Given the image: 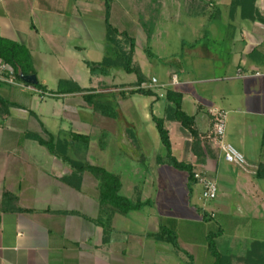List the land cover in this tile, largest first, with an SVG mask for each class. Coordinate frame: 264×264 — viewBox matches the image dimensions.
Returning <instances> with one entry per match:
<instances>
[{"label": "crops", "instance_id": "1", "mask_svg": "<svg viewBox=\"0 0 264 264\" xmlns=\"http://www.w3.org/2000/svg\"><path fill=\"white\" fill-rule=\"evenodd\" d=\"M124 1L112 2L110 19L115 13L118 18L128 13L121 4ZM131 12L137 15L131 17V27L139 28L138 24L150 22L159 23L155 28H167L175 21L181 29L193 30L192 36L179 37L181 51L176 55H185L186 63L195 73L191 74L176 57V71L170 69L161 82L156 78L159 90L150 85L155 77L148 86L161 98L166 89L183 93L184 111L195 116L200 133L198 152L194 149L191 132L179 121L166 120L172 154L176 158L193 164L195 173L215 181L231 173L240 189L256 188L259 214L256 215V239L249 233L237 231L245 242L237 241L229 250H218L230 257L232 264H251L246 256L255 240L257 264L263 263L264 0H131ZM89 15L105 19V0H0V37L30 50L36 71L31 74H36L37 78L41 64L54 68L53 63L57 61L61 62L58 67L67 76L63 79H72L83 87L79 82L82 65L87 69L86 60L94 61L83 55L87 48L82 45V37L86 36L82 32L88 30ZM45 46L62 55L54 57ZM161 50L170 51L166 46ZM45 86L48 89V85ZM35 89L24 81L20 85L0 83V99L8 105L6 108L0 102V264H144L145 258L131 255V249L144 253V245L137 239L156 231L118 227L115 224L118 214H115L114 230L106 235L94 222L99 216L97 180L85 172L81 191L66 184L62 177L69 174L71 168L30 137L33 132L41 135L29 129L30 118L39 117L29 94ZM59 94L65 93L54 95ZM153 98L151 116L157 109L156 97ZM41 99L43 102L45 97L42 95ZM65 105L71 109V104ZM164 105L162 117H165L166 99ZM135 107L131 105L136 110ZM220 111H224L226 117L225 142L244 155V165L226 161L216 140L215 120ZM140 140L135 143L131 139V149L146 151L149 145ZM162 154L166 153L161 151L155 155L156 162L157 158L164 157ZM91 179L95 181V188L90 187ZM196 183L200 184L199 180ZM6 192L14 196L7 197ZM69 197L76 202L72 203ZM19 208L32 211L23 212ZM205 213L216 215L207 210ZM120 232L128 237H121ZM133 241L140 243V247L131 248ZM184 244L185 247H180L187 254L185 263L198 264L201 255L205 256L209 249L207 240L202 245ZM187 244L192 245V249ZM167 251L165 249L164 253ZM161 260L168 261L166 257Z\"/></svg>", "mask_w": 264, "mask_h": 264}, {"label": "rangeland", "instance_id": "2", "mask_svg": "<svg viewBox=\"0 0 264 264\" xmlns=\"http://www.w3.org/2000/svg\"><path fill=\"white\" fill-rule=\"evenodd\" d=\"M126 1L121 4L128 10V13L124 18H118L115 13L110 23L120 31L128 32L135 39L134 64L140 66L146 78L147 83L144 88L159 90L157 83L152 84V88L147 86L152 77L161 82L165 80V75L170 69L176 71L178 68L176 57L182 60L186 69L192 71V66L186 63L185 55L180 57L176 53L181 51L179 37L192 36L193 30L191 28L181 29L175 21H172L171 26L167 28H155L159 23L150 22L138 24L139 28L131 27V17L137 15L136 12H131V0ZM172 15L178 16L179 14L172 13ZM87 23L88 30L82 32V34L86 33V36L82 37V45L87 48L83 55L94 61H102L109 50L106 40L107 23L102 17L90 15ZM162 46H166L170 51L163 52ZM48 48L45 46V49ZM48 53L58 58L62 55L52 48L48 49ZM59 64L61 62L53 63L54 68L46 63L41 64V68L37 70L38 80L43 87H38L29 94L33 97L34 108L39 117L30 118L32 126H29V129L39 131L46 140L53 139L56 143L57 140L69 138L70 131L90 135L88 146L82 140H77L65 150V153L74 160L99 165L118 174L122 181L121 193L123 195L133 200L142 197L154 202L152 206H146L141 212L133 211L132 215L130 212L128 216L118 214L115 219L118 227L130 230L131 228L147 229L149 233L150 231L158 232L161 221L166 220L165 225L170 229L175 228L179 234V243L183 246L186 242L202 245L206 243L207 236L215 233L217 248L223 251L231 249L237 241L245 242V238H239L237 231L243 234L248 233L245 222L248 218L256 219V215H259L256 209L258 199L255 187L248 190L240 189L235 181V175L226 173L222 176L223 180L218 178L216 181L218 187L216 197L202 198L201 185L191 183L186 171L156 162L155 155L161 151L166 153V151L161 144L159 131L151 116V108L153 109L155 101L153 96L141 93L131 94V89L135 88L134 84L137 81L135 73H128L123 69H112L108 76H93L90 69H85V65H82L80 84L91 89V93L98 94L103 101H110L116 105L119 117L112 118L94 110L88 103L86 104L83 98L84 93L54 95L56 92L59 93V80L67 78L58 67ZM193 73L195 71L191 72ZM46 84L48 89L45 88ZM42 95L45 97L43 102ZM155 97L157 109L154 113L162 117L165 99L162 97L157 100L158 97ZM65 103L71 104V109L67 108ZM132 104H135L136 110L131 108ZM226 127L225 122V133ZM131 139L135 143L141 139L142 144L147 143L149 147L145 148L146 151L131 149ZM102 143L106 148H102ZM89 176L95 178L91 173ZM91 182L93 185L90 187L95 188L94 179H91ZM91 188L88 190L89 195L92 193ZM69 199H72V203L76 202L72 197ZM206 210L209 214L216 213V217L209 218L211 216L207 215L209 219H205ZM142 215L145 217H139ZM220 230L223 231L222 236L219 234ZM120 235L123 238L128 237L122 232ZM137 240L144 245V253L141 252L142 250L138 253L139 249H131V255L144 257L146 260L144 264H192L190 261L189 263L184 262V259H188L185 250L178 249L172 243H162L150 235ZM139 244L133 241L131 248L140 247ZM187 247L192 249L190 244H187ZM165 249L168 250L167 254L164 253ZM165 257L166 260L168 259L166 262L161 260ZM149 259L150 263H148ZM214 260L208 249L205 256L201 255L198 264H214Z\"/></svg>", "mask_w": 264, "mask_h": 264}, {"label": "trees", "instance_id": "3", "mask_svg": "<svg viewBox=\"0 0 264 264\" xmlns=\"http://www.w3.org/2000/svg\"><path fill=\"white\" fill-rule=\"evenodd\" d=\"M113 1L114 0H105V21L107 23L106 40L107 44L109 45V50L102 61L94 62L86 60V64L93 76H108L111 74L112 69H123L128 73H135L137 75V81L134 84L135 88L131 89V94L133 95L135 93H141L146 96H157V99H159L161 98L160 94L150 88L142 87V85L146 82V78L140 66L134 64V54L136 48L135 39L131 37L128 32L120 31L110 23V13ZM0 57L13 66L19 79L21 73H36L35 69L33 68L32 54L30 50L24 45L0 37ZM27 85L33 86L35 88L43 87L40 81L36 85H31L28 83ZM59 87V93H84L83 98L94 108V110L99 111L108 117H119L118 109L116 105L113 104V102L103 101L99 98L98 94L91 93V89L81 87L72 79H62L59 83ZM162 96L167 101L165 117H159L155 114H152L153 120L155 121L156 127L160 134L161 143L166 150L165 156L158 158V163L168 164L177 169L186 171L188 173L190 182L196 183L198 182V179L195 176L196 173L194 170V165L181 161L172 154L170 133L166 125V120L179 121L191 132L194 149L197 151L200 133L198 132L195 116L189 115L184 111L183 93L173 89H166L162 93ZM0 102L6 108L8 107L7 102H5L3 99H0ZM30 137L45 145L51 153L55 154L68 167L71 168L70 173L62 177V180L66 184L72 186L78 191H81L83 184V174L85 172H89L95 177L98 182L99 216L94 220V222L104 229V233L106 235L114 230L112 222L115 214L127 215L130 212L139 211L146 206H151L154 204V202L150 199L142 200L139 198L133 200L132 198L123 195L121 193L122 181L118 174L111 172L105 167L99 165L85 164L78 160H74L65 153V150L71 147L77 140H82L85 142L86 146H88L90 142V135L71 132L69 138H66V140H59L57 143L53 139L46 140L41 135L34 132L30 134ZM101 146L102 148H106L103 143ZM260 175L262 174L260 173ZM5 196L10 197L14 195L6 192ZM19 211L31 212L32 210L19 208ZM61 213L68 214L73 212L61 211ZM205 215V219L216 217L215 215L214 217L211 216L208 218L207 214ZM248 219L247 222H245V227L251 237L256 239L258 221L256 219ZM165 223L166 220H162L159 231L153 232L150 235L159 241L172 243L174 246L180 249L181 247L178 233L175 231L174 227L170 229L165 225ZM219 234L222 235L223 231L220 230ZM215 236L216 233L211 234L206 238L211 255L215 259L214 264H232L230 257L221 254L218 250ZM256 251L257 246L256 241L254 240L247 253L246 261L250 262L251 264H257ZM261 264H264V262H261Z\"/></svg>", "mask_w": 264, "mask_h": 264}, {"label": "built area", "instance_id": "4", "mask_svg": "<svg viewBox=\"0 0 264 264\" xmlns=\"http://www.w3.org/2000/svg\"><path fill=\"white\" fill-rule=\"evenodd\" d=\"M157 82L156 78H153L150 85ZM0 83L9 84V85H20L22 84L21 79L18 78L15 69L11 64L6 62L3 58L0 57ZM145 84L142 85V87ZM149 87V86H147ZM225 112L220 111L217 114L216 124H215V136L216 140L219 143L221 149L224 152V157L226 161L230 163H237L239 165L245 164L244 155L232 144L224 141L225 135ZM196 178L199 180L202 185V198L212 199L216 197L218 192L217 183L214 179L203 176L200 173L195 174Z\"/></svg>", "mask_w": 264, "mask_h": 264}, {"label": "water", "instance_id": "5", "mask_svg": "<svg viewBox=\"0 0 264 264\" xmlns=\"http://www.w3.org/2000/svg\"><path fill=\"white\" fill-rule=\"evenodd\" d=\"M20 78L22 79V81L31 85H36L39 82L36 74L21 73Z\"/></svg>", "mask_w": 264, "mask_h": 264}]
</instances>
